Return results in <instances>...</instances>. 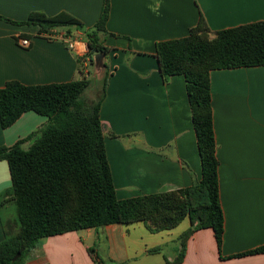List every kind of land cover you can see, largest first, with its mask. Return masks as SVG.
<instances>
[{"label":"crops","instance_id":"1","mask_svg":"<svg viewBox=\"0 0 264 264\" xmlns=\"http://www.w3.org/2000/svg\"><path fill=\"white\" fill-rule=\"evenodd\" d=\"M101 5L102 0H0V16L20 22L33 11L66 12L86 30L97 21ZM200 15L211 31L238 27L264 20V0H110L106 29L114 36L103 40L109 48L108 75L99 117L118 199L188 187L201 178L184 77L164 83L155 57V43L187 36ZM84 30L73 29L71 38L80 42L78 55L85 58L87 73L92 66ZM20 39L30 45L21 47ZM76 58L62 39L47 40L37 36L36 27L0 20V88L12 80L24 85L77 80ZM209 79L223 239L219 252L211 229L196 231L180 264H264V253L230 258L264 246V66L213 70ZM46 121L32 111L23 113L10 127H0V146L13 145ZM10 184L7 163L0 160V192ZM127 226L42 239L24 264H94L88 248L95 250L98 264H105L100 250L125 264L159 246L141 243L130 256Z\"/></svg>","mask_w":264,"mask_h":264},{"label":"trees","instance_id":"2","mask_svg":"<svg viewBox=\"0 0 264 264\" xmlns=\"http://www.w3.org/2000/svg\"><path fill=\"white\" fill-rule=\"evenodd\" d=\"M109 8L110 0H102L97 21L86 30L66 12L48 16L33 11L20 22L2 16L0 20L36 27L37 36L47 40H63L71 37L73 29H83L91 67L93 55L109 52L103 40L114 36L106 29ZM155 57L164 83L175 75L184 77L201 162L200 180L184 188L117 198L105 150L106 130L99 117L108 74L97 90L91 71L84 72L85 58H76L77 80L43 85L8 81L0 88V127H10L28 111L47 117V121L13 145L0 146V160L7 163L11 181L10 187L0 192V208L14 206V215L2 217L0 213V264H24L39 241L48 237L137 222L144 223L149 232L159 233L174 229L185 219L189 227L178 237L174 259L166 264H180L187 240L202 229L212 230L220 252L224 218L209 77L213 70L264 66V20L211 31L200 15L187 36L155 43ZM107 135L114 137L111 132ZM27 142L31 143L24 149ZM87 252L98 264L95 250L88 248ZM259 253H264V246L230 258Z\"/></svg>","mask_w":264,"mask_h":264},{"label":"rangeland","instance_id":"3","mask_svg":"<svg viewBox=\"0 0 264 264\" xmlns=\"http://www.w3.org/2000/svg\"><path fill=\"white\" fill-rule=\"evenodd\" d=\"M88 70L90 69L88 68ZM90 96L92 97L94 95L90 93ZM30 143L31 142H29L28 144L24 143L22 147L24 149H27ZM0 210L2 217L8 216V213L14 215L13 205L5 206V207L3 206L0 208ZM187 227H188V219L183 220L174 229L161 233H151L147 231L144 223L142 222L132 223L128 225L126 228L127 230H129L128 231L129 233L127 232L125 241L128 249V254L130 256H133L135 253H137L138 246L140 247L141 243H145L150 247L153 245L154 246L159 245L156 246V248L158 249L160 248L161 253L156 255L149 254V255L138 256L137 259L129 260L125 264H166V261L171 262L174 259L176 255V251L179 246V242L177 244L175 243L178 240V239L176 240V237L178 238L179 235L182 234ZM140 236H143V240L139 239ZM98 254L99 255L102 254V259L105 264H120L117 261L111 260L108 256H106L103 250H100ZM167 257H169V259H167Z\"/></svg>","mask_w":264,"mask_h":264},{"label":"water","instance_id":"4","mask_svg":"<svg viewBox=\"0 0 264 264\" xmlns=\"http://www.w3.org/2000/svg\"><path fill=\"white\" fill-rule=\"evenodd\" d=\"M107 75V67L105 64V54L97 53L92 56V71L90 75L91 81L96 85V89H100L101 83L104 81ZM19 257V253L14 256L12 261H15Z\"/></svg>","mask_w":264,"mask_h":264},{"label":"built area","instance_id":"5","mask_svg":"<svg viewBox=\"0 0 264 264\" xmlns=\"http://www.w3.org/2000/svg\"><path fill=\"white\" fill-rule=\"evenodd\" d=\"M64 43L66 44L67 48L70 51H74V54L79 57V51L77 49L78 44L80 43L77 39L71 38V37H66L63 38ZM19 45L21 47L27 48L30 45V42L28 39H20L19 40Z\"/></svg>","mask_w":264,"mask_h":264}]
</instances>
